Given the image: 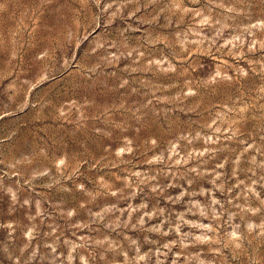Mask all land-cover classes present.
Here are the masks:
<instances>
[{
	"label": "rangeland",
	"instance_id": "rangeland-1",
	"mask_svg": "<svg viewBox=\"0 0 264 264\" xmlns=\"http://www.w3.org/2000/svg\"><path fill=\"white\" fill-rule=\"evenodd\" d=\"M0 264H264V0H0Z\"/></svg>",
	"mask_w": 264,
	"mask_h": 264
}]
</instances>
